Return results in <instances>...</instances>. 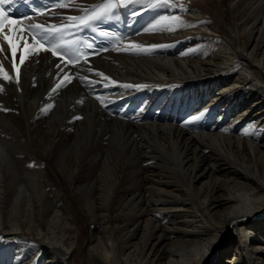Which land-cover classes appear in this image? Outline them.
<instances>
[{
    "label": "bare ground",
    "instance_id": "bare-ground-1",
    "mask_svg": "<svg viewBox=\"0 0 264 264\" xmlns=\"http://www.w3.org/2000/svg\"><path fill=\"white\" fill-rule=\"evenodd\" d=\"M135 2L149 23L61 92L48 54L19 82L0 58V264H264V0Z\"/></svg>",
    "mask_w": 264,
    "mask_h": 264
},
{
    "label": "snow or ice",
    "instance_id": "snow-or-ice-1",
    "mask_svg": "<svg viewBox=\"0 0 264 264\" xmlns=\"http://www.w3.org/2000/svg\"><path fill=\"white\" fill-rule=\"evenodd\" d=\"M12 3H14V0H0V31H2L6 25L11 26L16 24L17 22L15 20H9V16H10V11L8 8L5 7V5H11ZM98 18V14L92 15V16H88L86 18V20H83L82 23H86L88 20H96ZM76 18H72L73 22L75 21ZM37 29H39L41 32H43L44 34L40 36L39 39H37V37L35 35L32 36V40L35 41V43L29 45L28 47H25L23 52L20 55V64L23 65L26 58L28 57L29 53L32 54H38L41 50L45 51V52H50L52 56L54 57H58L61 56V54L59 52H57L54 48L51 47H47L44 43H41L42 40L45 39L46 36L50 35L48 32H45L44 29L42 28V26L37 25L35 26L32 31H36ZM21 32L24 31L23 28L20 29ZM13 35L9 36L7 34H5L3 36L4 40L7 42V44L9 45V47L11 48V52H12V56L13 58H15V56L17 55V44H16V39H18L19 37L16 36V29L13 28L12 29ZM25 43H27V41H25ZM89 48L93 49V52H96V49L93 48V45L89 44L88 45ZM73 56H75V52L72 53ZM62 58V57H61ZM78 58V57H77ZM59 67V65H57ZM13 69H15L17 72H19V69L17 68L16 64L13 63ZM0 74H2V79L7 81L9 80V76L6 72H4L3 68L0 67ZM68 83V78L65 77L64 81L61 84H58L56 87L60 88L62 87L64 84ZM125 88H130V87H134L132 85H124ZM135 87H139V86H135ZM49 107H51V105H49Z\"/></svg>",
    "mask_w": 264,
    "mask_h": 264
},
{
    "label": "rangeland",
    "instance_id": "rangeland-1",
    "mask_svg": "<svg viewBox=\"0 0 264 264\" xmlns=\"http://www.w3.org/2000/svg\"><path fill=\"white\" fill-rule=\"evenodd\" d=\"M213 264V263H212Z\"/></svg>",
    "mask_w": 264,
    "mask_h": 264
}]
</instances>
